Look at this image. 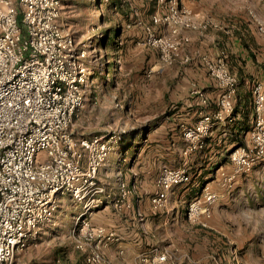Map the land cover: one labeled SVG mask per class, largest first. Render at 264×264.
Here are the masks:
<instances>
[{
    "label": "built area",
    "instance_id": "built-area-1",
    "mask_svg": "<svg viewBox=\"0 0 264 264\" xmlns=\"http://www.w3.org/2000/svg\"><path fill=\"white\" fill-rule=\"evenodd\" d=\"M62 10V0H0V264H16L17 256L60 213L59 198L64 195L81 205L77 219L81 235L98 240L88 262L113 264L102 248L119 237L103 228L91 229V219L107 205L119 211L130 207L125 183L109 193L99 177L123 136L107 133L88 139L74 134V118L88 96L91 61L88 48L62 29ZM152 22L160 33L148 29L150 36L142 45L159 51L167 64L190 42L184 31L214 25L210 20L203 26L196 22L181 0H158ZM258 33L264 38V22ZM208 71L221 95L213 109L202 96L209 109L184 129V157L202 151L216 126L235 116L238 77L230 73L223 58L210 62ZM251 93L253 123L244 132V142L229 153L233 166V174L225 179L229 186L264 162V83L256 81ZM192 181L186 162L178 168H162L152 207L167 210L172 190ZM218 200V193L203 187L187 205L186 219L205 226L202 221L211 218ZM140 262L169 264V254L156 252Z\"/></svg>",
    "mask_w": 264,
    "mask_h": 264
},
{
    "label": "rangeland",
    "instance_id": "rangeland-1",
    "mask_svg": "<svg viewBox=\"0 0 264 264\" xmlns=\"http://www.w3.org/2000/svg\"><path fill=\"white\" fill-rule=\"evenodd\" d=\"M62 1L59 23L75 42L88 48L91 61L88 96L84 108L74 118L73 130L87 135L123 136L117 151L110 154L101 180L109 193L117 192L120 184L125 183L130 191L127 198L130 203L145 176H153V167L172 160L157 157L156 153L166 152L171 146L170 135L175 128L171 119L196 97L194 92L203 87L199 82L205 77L194 75L193 57L189 53L183 56L185 46L173 63L167 64L159 51L142 45L150 36L148 29L160 33L152 22L158 12V0H122L121 5L115 4V0ZM205 20L201 21L202 26L208 18ZM263 22L256 21L257 33ZM216 27L192 31L207 32ZM210 62L204 60L207 70ZM132 145L134 147L130 148ZM59 204L60 213L34 243L17 256L16 264H90L91 248L98 240L81 235V222L77 221L81 205L69 195L61 196ZM109 209L113 210L111 206ZM229 213L234 214V211ZM238 223L232 220L226 223V228L217 227V230L202 225L213 233L197 235L202 240L204 236L210 238L208 245L200 244L195 251L197 256H192L191 261L179 258L176 250L168 253L169 264H242L247 247L238 246L237 241L244 234ZM90 224L91 229L103 228ZM261 232L264 244V229ZM79 244L85 247L81 249Z\"/></svg>",
    "mask_w": 264,
    "mask_h": 264
},
{
    "label": "crops",
    "instance_id": "crops-1",
    "mask_svg": "<svg viewBox=\"0 0 264 264\" xmlns=\"http://www.w3.org/2000/svg\"><path fill=\"white\" fill-rule=\"evenodd\" d=\"M181 3L193 13L198 23L208 18L217 26L207 32L183 33L190 37L183 56L189 53L193 57V73L198 78L205 77L199 82L203 87L196 90V97L171 119L175 125L170 135L172 144L166 152L156 153L157 157L172 159L169 164L165 162L163 166L153 167V176L147 175L141 181L137 196L129 200V208L119 211L107 205L97 211L91 222L96 227L115 232L119 237V241L104 247L109 260L117 264H140L144 256L156 252L174 253L175 250L180 253L179 258L191 261L192 256H197L195 251L201 247L200 244L207 246L210 242V238L204 236L202 240L197 235H202V232L213 234L209 230L226 228L227 222L236 220L244 233L237 241L238 246L247 247L242 264H264L261 239L264 229V162L251 173L237 176L232 186L225 181L226 176L233 174L229 153L244 142V132L253 123L252 85L256 81L264 83V40L258 35L256 24L257 20L264 21V0H181ZM219 57H223L230 73L239 79L234 119L218 124L202 151L184 157L183 151L187 147L184 129L194 125L202 111L215 108L221 95L220 88L204 67V60L213 62ZM202 96L207 99L209 108L204 105ZM73 131L77 138L105 135ZM185 162L192 174V183L174 188L169 208L156 211L151 199L157 193L155 182L160 170L164 167L178 168ZM103 168L99 177L105 185L101 180ZM205 186L219 195L211 218L202 221L209 230L186 219L188 203ZM110 206L113 210L109 209ZM230 210L234 214L229 213ZM108 214L109 217L106 216Z\"/></svg>",
    "mask_w": 264,
    "mask_h": 264
},
{
    "label": "trees",
    "instance_id": "trees-1",
    "mask_svg": "<svg viewBox=\"0 0 264 264\" xmlns=\"http://www.w3.org/2000/svg\"><path fill=\"white\" fill-rule=\"evenodd\" d=\"M114 3L117 4V5H121L122 0H115ZM116 35H117V33H116ZM251 96H252V93H251ZM131 147H134V145H132Z\"/></svg>",
    "mask_w": 264,
    "mask_h": 264
}]
</instances>
